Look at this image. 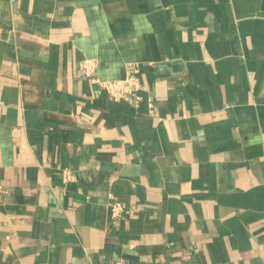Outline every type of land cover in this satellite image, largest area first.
<instances>
[{
    "label": "crops",
    "instance_id": "crops-1",
    "mask_svg": "<svg viewBox=\"0 0 264 264\" xmlns=\"http://www.w3.org/2000/svg\"><path fill=\"white\" fill-rule=\"evenodd\" d=\"M0 185V264H264V0H0Z\"/></svg>",
    "mask_w": 264,
    "mask_h": 264
},
{
    "label": "built area",
    "instance_id": "built-area-1",
    "mask_svg": "<svg viewBox=\"0 0 264 264\" xmlns=\"http://www.w3.org/2000/svg\"><path fill=\"white\" fill-rule=\"evenodd\" d=\"M83 69L85 75L89 77L93 84H97L101 90L109 94L115 101H128L134 106H138L142 97L139 94L142 90V84L139 77V68L131 65V69L124 79L120 80H101L97 76L98 63L94 59H85L83 61ZM76 177L72 171L65 169L62 172V180L64 183L75 181ZM7 193L0 185V196ZM109 209L113 220H121L126 214L125 204L116 199L113 195L109 197ZM115 264H128L125 259H119Z\"/></svg>",
    "mask_w": 264,
    "mask_h": 264
}]
</instances>
